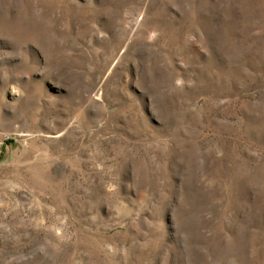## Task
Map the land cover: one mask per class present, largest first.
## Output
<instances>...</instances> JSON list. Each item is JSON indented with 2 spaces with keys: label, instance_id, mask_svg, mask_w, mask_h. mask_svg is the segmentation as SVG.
I'll return each instance as SVG.
<instances>
[{
  "label": "rangeland",
  "instance_id": "rangeland-1",
  "mask_svg": "<svg viewBox=\"0 0 264 264\" xmlns=\"http://www.w3.org/2000/svg\"><path fill=\"white\" fill-rule=\"evenodd\" d=\"M0 264H264V0H0Z\"/></svg>",
  "mask_w": 264,
  "mask_h": 264
}]
</instances>
